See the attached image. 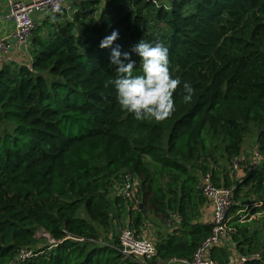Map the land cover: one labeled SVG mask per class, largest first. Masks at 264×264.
Here are the masks:
<instances>
[{"label":"trees","instance_id":"trees-1","mask_svg":"<svg viewBox=\"0 0 264 264\" xmlns=\"http://www.w3.org/2000/svg\"><path fill=\"white\" fill-rule=\"evenodd\" d=\"M113 30L112 46L99 47ZM33 33L28 63H0V264L25 248L35 251L15 264H140L111 232L126 202L109 195L126 173L140 180L142 203L180 217L155 241L152 264L191 261L212 234L198 187L207 173L233 187L225 224L236 252L264 264L260 234L243 219L254 204L264 210V0H76ZM141 39L167 47L170 74L194 88L185 102L181 84L161 121H137L104 87L116 76L112 48L130 52ZM253 131L259 161L234 183L233 159ZM137 208L130 227L141 235ZM39 231L54 242L36 248ZM229 255L209 250L218 264Z\"/></svg>","mask_w":264,"mask_h":264},{"label":"built area","instance_id":"built-area-1","mask_svg":"<svg viewBox=\"0 0 264 264\" xmlns=\"http://www.w3.org/2000/svg\"><path fill=\"white\" fill-rule=\"evenodd\" d=\"M67 1L69 0H3L6 5V11L1 19L9 22L12 30L9 31L6 29L2 36H0V63L11 60L12 51L29 49L35 18L51 16L62 8L68 10L69 7L65 6ZM253 158L255 159L252 165H255L259 161L258 154L255 153ZM243 162H245L243 156L233 159L235 168H238ZM198 187L211 208L210 222L213 225V232L200 244L194 252L192 260L187 261V264H218L209 257V250L213 246H220L222 239L229 236L226 230L225 220L227 212L233 203V187L216 186L211 180L210 173L200 178ZM137 188L138 178L131 173L124 174L112 184L113 193L129 204L127 206L128 210H134L140 206L136 198ZM262 216L264 218V213ZM169 220L174 221L173 223L177 222L178 224L180 217L177 214H170ZM49 242L52 243L54 240H49ZM114 247L125 257L140 264H152L150 261L156 254L155 241L144 235L136 234L130 225H125L120 230ZM34 251V248L20 250L14 257L12 264L29 257ZM256 256V254L251 256L239 255L238 257L229 255L227 264L236 262L238 264H244L247 259ZM174 259L172 258V260Z\"/></svg>","mask_w":264,"mask_h":264},{"label":"clouds","instance_id":"clouds-1","mask_svg":"<svg viewBox=\"0 0 264 264\" xmlns=\"http://www.w3.org/2000/svg\"><path fill=\"white\" fill-rule=\"evenodd\" d=\"M113 30L99 44L109 48L118 38ZM135 53L139 58L140 71H134L137 61L131 58ZM110 64L115 66L116 76L105 82L104 87L115 90V98L121 110L133 115L137 121L154 119L161 121L175 110L174 93L182 84L183 100L190 102L194 88L188 81L181 82L169 71V52L160 42L141 39L130 52H121L119 47L112 48Z\"/></svg>","mask_w":264,"mask_h":264},{"label":"rangeland","instance_id":"rangeland-1","mask_svg":"<svg viewBox=\"0 0 264 264\" xmlns=\"http://www.w3.org/2000/svg\"><path fill=\"white\" fill-rule=\"evenodd\" d=\"M2 1L3 0H0V2H2ZM75 1L76 0H69L66 2L65 6H68L71 8L72 5L75 4ZM99 1H103V0H99ZM42 19L43 18H38V17L35 18V25H34L33 30L31 32V37L34 34L33 33L34 29H36L37 27H39L41 25ZM11 30H12V26H10V28H9V31H11ZM27 52H29L28 48H26V50H24V51H19V50L12 51L11 57H10L12 59L9 60L8 62H12V64H15V65L20 64V63H24V62L28 63L30 57H29V53L27 55ZM15 54H16V56H15ZM254 136H255V132L253 131V132L247 134L245 137V141L243 144V151H242L243 157L245 158V162L242 163L241 170L239 172H237L236 175H233L234 183L236 181H238L242 176H244L247 173V170H249V168H251V165L253 164V161H254V158H253L254 142H255ZM221 162H223V161H221ZM137 190L139 193L137 192L136 198L138 199V201L140 203L141 214L143 215V221H144L143 227L145 228V231L149 232L148 235L143 234L144 236L151 238L152 234H154V235L157 234L156 231H157V229H159V227L161 228V226H160L161 224H166L169 227H170V224L174 225V223H173L174 221L169 220V218L168 219L161 218V215H158L152 209V207H150L145 201H144V203H142V201L140 200L142 190H141V182L139 179H138ZM109 197H110L111 205H113L115 200H117L116 198L118 196H116L111 189ZM126 206H129V204L126 203ZM113 210H114V208H113ZM126 210H128V209L126 208ZM130 210H131L130 213H132V214L129 215L130 213H128V219L127 220H126V217H123L120 225L112 227L111 232H112V238L113 239H115L116 237L118 238L120 230L125 225H130V219L135 217V215L137 214L138 208L134 209V210L133 209H130ZM247 212H248V214H247ZM255 212H258V213H256V215H254V218L252 220H249V217H250L249 214H251L252 212L249 211V209H248L246 211V214L243 217V219L246 222H251L250 232H258L260 234L261 241L264 244V218L262 215L260 216L259 211H255ZM38 235H39L40 241H43V242L38 243L36 245V248H39V247L41 248V247L49 244V238L47 237L46 233H42L41 231H39ZM109 235H110V233H109ZM103 236H105V237H103ZM101 237H103L102 239L107 238V236L103 235V234ZM163 264H168V261L164 262Z\"/></svg>","mask_w":264,"mask_h":264},{"label":"crops","instance_id":"crops-1","mask_svg":"<svg viewBox=\"0 0 264 264\" xmlns=\"http://www.w3.org/2000/svg\"><path fill=\"white\" fill-rule=\"evenodd\" d=\"M5 11H6V5L2 1V2H0V36H2V34L4 33V30H6V29L9 30V28L11 26L9 22H6L4 19H1V17L5 13ZM15 56H16V54H15ZM255 205L256 204H254L253 206H251L249 208V211H251L254 208ZM126 208H127V206H126ZM128 213H129V210H126L125 209V212L122 215V217H120V219H118L120 222L117 225H120V223L122 222L123 217H126V220L128 219ZM256 213H258V212H252L251 214H249L250 215L249 220H252L254 218V215H256ZM263 213H264V210L260 211L259 212L260 216ZM247 214H248V212H247ZM202 220L203 221H207V222H210L211 221V208H210L208 202L205 204V206L202 207ZM117 225H115V226H117ZM176 225H177V222H175L174 225L170 224V227L168 225H166V224H161L160 225L161 228L159 227V229H157V231H156L157 234H155V235L152 234V236L150 235L151 236L150 239L153 240V241H156L159 236H162V235H164V234L172 231V229ZM148 233L149 232L145 231V228L144 227H141V235H143V234H147L148 235ZM221 246H225L229 250L230 255H232L234 257H238L239 256V254L235 250L234 243L231 241V239H230L229 236H226V237H224L222 239ZM168 264H187V261L186 260H179V259H174V260L171 259L168 262ZM232 264H238V263L236 262V263H232Z\"/></svg>","mask_w":264,"mask_h":264}]
</instances>
